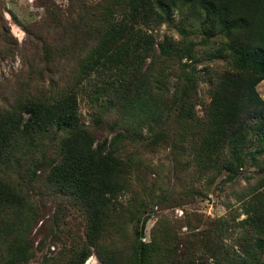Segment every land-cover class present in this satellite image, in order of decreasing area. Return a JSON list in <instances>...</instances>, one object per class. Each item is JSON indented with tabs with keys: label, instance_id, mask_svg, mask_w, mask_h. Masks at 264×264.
<instances>
[{
	"label": "trees",
	"instance_id": "trees-1",
	"mask_svg": "<svg viewBox=\"0 0 264 264\" xmlns=\"http://www.w3.org/2000/svg\"><path fill=\"white\" fill-rule=\"evenodd\" d=\"M36 2L22 44L0 28V264H264V0ZM158 148L186 196L244 174V216L142 240Z\"/></svg>",
	"mask_w": 264,
	"mask_h": 264
},
{
	"label": "rangeland",
	"instance_id": "rangeland-1",
	"mask_svg": "<svg viewBox=\"0 0 264 264\" xmlns=\"http://www.w3.org/2000/svg\"><path fill=\"white\" fill-rule=\"evenodd\" d=\"M58 3L65 4L66 0H55ZM36 0H0V28L8 27L17 40L18 44H22L26 39L24 30L14 20L15 15L20 24L39 19L44 14V9L37 7ZM21 59L19 56L13 61L6 60L0 67V80L6 75L7 71L17 69L20 66ZM205 85H207V77H205ZM256 89L259 95L264 99V79L260 81ZM205 100L208 101L206 91H201ZM198 113L201 114V108L198 106ZM80 113L85 123L92 125V110L87 100L80 101ZM150 159L156 165L161 175V196L151 206L148 211L149 219L145 223L142 240L147 241L150 238L149 231L156 219L161 214H167L172 218H187L191 223L196 225L201 218L200 227H209L214 224L217 217L228 215L229 211H236L238 216L242 218L241 200H238L237 192H241L247 185L244 174H239L229 182L223 181V175L216 177L215 181L207 187L203 195L186 196L181 193L180 187L175 180L173 173L174 158L171 151L167 148H158L155 152L149 154ZM75 219L72 220L74 222ZM186 227H183L184 231ZM37 240L40 235L37 236ZM36 240V241H37ZM228 243L233 244V239H227ZM56 246L49 244L45 246L42 252H38L36 258L31 260L29 264L39 260L44 254L55 251ZM84 264H101L94 256H90Z\"/></svg>",
	"mask_w": 264,
	"mask_h": 264
}]
</instances>
